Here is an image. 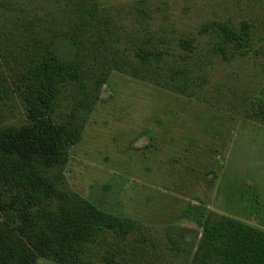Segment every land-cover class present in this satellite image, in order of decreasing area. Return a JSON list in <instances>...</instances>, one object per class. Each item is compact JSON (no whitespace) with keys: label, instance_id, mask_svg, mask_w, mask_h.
Returning <instances> with one entry per match:
<instances>
[{"label":"rangeland","instance_id":"374dc122","mask_svg":"<svg viewBox=\"0 0 264 264\" xmlns=\"http://www.w3.org/2000/svg\"><path fill=\"white\" fill-rule=\"evenodd\" d=\"M213 22L248 23L251 50L216 53L202 31ZM54 45L82 61L92 94L103 80L69 149L65 186L135 222L123 239L107 233L88 247L95 264L112 253L124 264H188L166 226L181 227L194 249L210 212L264 230V124L247 116L264 92V0H0V126L25 121L17 83ZM140 48L159 53L149 68ZM177 66L192 96L164 85ZM80 98L66 85L56 116Z\"/></svg>","mask_w":264,"mask_h":264},{"label":"trees","instance_id":"16d2710c","mask_svg":"<svg viewBox=\"0 0 264 264\" xmlns=\"http://www.w3.org/2000/svg\"><path fill=\"white\" fill-rule=\"evenodd\" d=\"M202 31L223 57L230 50L238 54L251 50L248 23L237 30L213 22ZM181 42L191 46L189 40ZM71 43L76 48L81 44L75 39ZM158 55L150 48L136 52L145 68L151 65V56ZM186 71L171 67L164 85L192 96ZM102 82L97 79L92 94L82 61L62 55L56 45L38 52L21 73L16 89L25 121L0 126V264H35L38 259L95 264L88 256L90 245L107 233L123 239L135 228L130 216L100 208L64 183L69 149L81 138L84 118L98 98ZM68 84L78 88L81 98L66 118H59L56 106ZM247 116L264 124V92ZM181 231L179 226H166V239L173 250L190 254L188 264H264V230L234 217L208 213L194 249L180 242ZM113 257V253L105 256V264L125 263Z\"/></svg>","mask_w":264,"mask_h":264}]
</instances>
